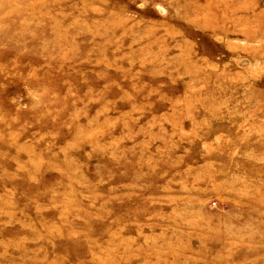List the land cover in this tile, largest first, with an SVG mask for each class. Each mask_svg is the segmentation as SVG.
I'll return each mask as SVG.
<instances>
[{"label":"rangeland","instance_id":"374dc122","mask_svg":"<svg viewBox=\"0 0 264 264\" xmlns=\"http://www.w3.org/2000/svg\"><path fill=\"white\" fill-rule=\"evenodd\" d=\"M257 16L0 0V264H264Z\"/></svg>","mask_w":264,"mask_h":264},{"label":"bare ground","instance_id":"6f19581e","mask_svg":"<svg viewBox=\"0 0 264 264\" xmlns=\"http://www.w3.org/2000/svg\"><path fill=\"white\" fill-rule=\"evenodd\" d=\"M231 10L234 11L233 8H231ZM257 18L260 20L259 25H256L257 27L255 26V29H253L251 31L249 29L245 30V32H244V36H245L244 38L245 39L256 40V38L259 36L260 33H264V30H263L264 29V19L262 17H258V16H257ZM205 24L207 25V23H205ZM206 27H208V26H206ZM263 49H257L256 51L251 53V55L256 56V55L262 54Z\"/></svg>","mask_w":264,"mask_h":264}]
</instances>
